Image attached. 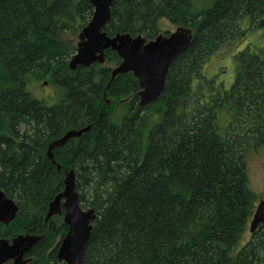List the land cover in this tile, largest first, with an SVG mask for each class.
Wrapping results in <instances>:
<instances>
[{
  "label": "trees",
  "instance_id": "1",
  "mask_svg": "<svg viewBox=\"0 0 264 264\" xmlns=\"http://www.w3.org/2000/svg\"><path fill=\"white\" fill-rule=\"evenodd\" d=\"M198 1L207 2L114 0L109 36L155 39L162 18L194 33L161 97L141 108L132 72L107 87L111 66L69 67L76 47L66 36L91 20L89 0H0V188L19 205L14 221L0 222V238L42 235L30 264H66L56 254L68 226L46 215L71 169L81 202L97 212L82 264H264V223L239 247L256 209L247 153L264 145V58L237 54L229 89L203 72L215 50L245 36L244 20L264 27V0L197 9ZM121 60L106 51L107 63ZM47 77L63 91L58 104L32 93ZM106 97L130 99L122 123L111 120ZM153 110L161 120L146 131ZM89 125L54 150L58 169L48 145Z\"/></svg>",
  "mask_w": 264,
  "mask_h": 264
},
{
  "label": "water",
  "instance_id": "2",
  "mask_svg": "<svg viewBox=\"0 0 264 264\" xmlns=\"http://www.w3.org/2000/svg\"><path fill=\"white\" fill-rule=\"evenodd\" d=\"M94 6V14L79 35L76 52L69 60V67H89L106 61V51L111 49L120 56L121 63L112 70V79L120 74L132 72L140 84L139 104L148 106L157 101L164 92L169 69L174 60L191 45L194 33L186 26H179L169 35L160 33L148 40L142 35L117 33L109 36L106 26L112 19L114 0H89ZM112 99H106L110 104ZM91 126L70 129L62 137L53 140L47 149V156L55 161L54 150L66 145L71 139L89 132ZM57 165V164H56ZM58 169L61 166L57 165ZM64 190L49 205L46 222L56 215H63L69 230L63 238L57 258L68 264H82L85 249L90 240L93 222L97 217L94 208L82 207L80 192L77 189V175L74 169L66 171ZM19 205L0 188V222L10 224L17 216ZM264 223V200L258 203L251 221V232ZM43 238L40 234L20 233L12 238H0V264H29L28 254Z\"/></svg>",
  "mask_w": 264,
  "mask_h": 264
},
{
  "label": "rangeland",
  "instance_id": "3",
  "mask_svg": "<svg viewBox=\"0 0 264 264\" xmlns=\"http://www.w3.org/2000/svg\"><path fill=\"white\" fill-rule=\"evenodd\" d=\"M214 1L215 0H207V2L198 1L196 2V7L197 9H202L207 6L210 7ZM158 26L159 29L161 30V33L166 35L168 31L173 32L179 26H183V25L175 24L167 18H162L159 20ZM241 26L242 27L239 28L240 31H247L245 36L243 38L237 36L236 38H233L232 40L226 42V44L223 45L222 48L220 47L218 51L215 50L210 55L209 59L206 61L208 63H206L203 67L204 75L208 79H211L212 77L215 76L216 84L223 82L227 89H229L232 86L236 78L237 71L240 69V66L235 59L237 54L245 50H249L251 53H255L260 57L264 58V27H256L255 25L251 27L250 21L248 19L244 20ZM79 33L80 31L76 33L70 32L67 33L66 36L67 38L73 40L76 49H77ZM103 65H108L111 66L112 68H115L117 66L116 63H107L106 61L105 63H103ZM113 80L114 79H112V73H111V81L109 82L107 87L111 86ZM31 88L33 95L36 98L43 100L48 105L58 104L63 98L62 89H59V86L54 84L51 81L50 77H47L44 80H40L39 82L37 81L33 82ZM204 90L208 91V88L205 87ZM106 99H108V97H106ZM115 101L116 102L112 100L110 104L106 103V101H103V103L104 106L108 107L111 120L115 123L120 124L123 122L124 118L130 112V99L123 97L121 99H115ZM159 114H160L159 112L154 110L150 112L149 117H147L146 131H149L154 124H156L161 120ZM223 119H227V118L224 117ZM247 166H248V172L250 178V188L254 191L256 195V199H257L256 207H257L260 200L261 199L264 200V145L259 148L250 147L247 153ZM84 205L88 207L86 204L82 203V207ZM52 218L57 219L58 224H60L61 222L64 223L63 215H56ZM18 234L20 233H17V235ZM32 234H36V233H32ZM250 239H252V233L250 232V224H249L246 229V232L242 237L239 247L243 246ZM58 240H62L61 236L58 238ZM237 249L239 248L237 247L236 250Z\"/></svg>",
  "mask_w": 264,
  "mask_h": 264
},
{
  "label": "bare ground",
  "instance_id": "4",
  "mask_svg": "<svg viewBox=\"0 0 264 264\" xmlns=\"http://www.w3.org/2000/svg\"><path fill=\"white\" fill-rule=\"evenodd\" d=\"M92 4V3H91ZM93 5V4H92ZM94 14V13H93ZM174 32V31H173ZM140 101V100H139ZM140 105V104H139ZM141 107V106H140ZM146 107V106H145ZM141 108H144V107H141ZM90 126V125H89ZM88 127V126H87ZM91 130V129H90ZM59 148V147H58ZM52 161V160H51ZM55 161H56V159H55ZM54 164H57L58 165V162L56 161V163H54ZM60 165V164H59ZM61 166V165H60ZM58 168V167H57ZM76 172V171H75ZM66 176V175H65ZM54 200V199H53ZM51 203V202H50ZM50 205V204H49ZM89 208H92V207H87V208H85V209H89ZM95 209V208H94ZM96 210V209H95ZM256 210V209H255ZM255 213V212H254ZM96 214H97V212H96ZM254 216V215H253ZM97 218V217H96ZM252 219H253V217H252ZM252 219H251V221H252ZM96 220V219H95ZM94 220V221H95ZM251 221L249 222V224H250V232H251ZM94 223V222H93ZM263 224V223H262ZM93 228V227H92ZM258 229V228H257ZM256 229V230H257ZM68 230H69V228H68ZM256 230L254 231V232H251V233H255L256 232ZM68 232V231H67ZM67 234V233H66ZM92 234V233H91ZM65 237V236H64ZM63 237V238H64ZM91 238V237H90ZM63 240V239H62ZM62 242V241H61ZM88 245V244H87ZM87 248V247H86ZM86 250V249H85ZM85 253V252H84ZM57 255V254H56ZM58 259V258H57ZM59 260V259H58ZM60 261V260H59ZM82 261H83V259H82ZM61 262H65L66 264H68V261H65V260H62Z\"/></svg>",
  "mask_w": 264,
  "mask_h": 264
},
{
  "label": "flooded vegetation",
  "instance_id": "5",
  "mask_svg": "<svg viewBox=\"0 0 264 264\" xmlns=\"http://www.w3.org/2000/svg\"><path fill=\"white\" fill-rule=\"evenodd\" d=\"M261 200H262V199H261ZM59 246H60V245H59ZM34 247H35V246H34ZM28 256H29V254H28ZM29 257H32V256H29ZM31 262H32V261H31ZM31 262H30V263H31ZM30 263H29V264H30Z\"/></svg>",
  "mask_w": 264,
  "mask_h": 264
}]
</instances>
